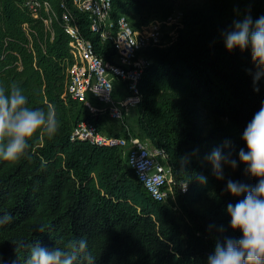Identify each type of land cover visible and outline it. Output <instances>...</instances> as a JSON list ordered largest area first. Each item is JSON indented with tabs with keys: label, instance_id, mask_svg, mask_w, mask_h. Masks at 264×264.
<instances>
[{
	"label": "trees",
	"instance_id": "obj_1",
	"mask_svg": "<svg viewBox=\"0 0 264 264\" xmlns=\"http://www.w3.org/2000/svg\"><path fill=\"white\" fill-rule=\"evenodd\" d=\"M50 1L62 15L61 1ZM112 2L114 17L144 18L135 23L138 28L150 14L164 20L174 12L173 0ZM67 8L96 52L114 59L115 49L90 29L86 14L70 1ZM249 11L253 19L264 15V0H210L184 8L168 41L145 51L151 62L140 80L143 99L131 134L163 149L175 181L187 183L185 192L176 189L175 209L152 198L123 148L71 139L73 127L83 120L106 133H125L105 130L102 122L110 118L92 114L68 94L71 37L64 29L56 24L51 38L20 0H0V86L16 84L30 107H53L59 122L53 137H34L20 159L0 160V215L12 216L0 226L2 264H25L37 243L51 249L80 239L87 241L96 264H207L220 235L210 225L223 226L225 236L242 238L241 231L231 229L226 211L242 197L226 191V185L229 179L258 183L238 153L247 151L243 131L264 102V78L255 91L250 50L229 52L220 34ZM26 22L32 35L23 28ZM225 142L239 166L225 165V179L218 180L206 157L216 148L227 152Z\"/></svg>",
	"mask_w": 264,
	"mask_h": 264
},
{
	"label": "built area",
	"instance_id": "obj_2",
	"mask_svg": "<svg viewBox=\"0 0 264 264\" xmlns=\"http://www.w3.org/2000/svg\"><path fill=\"white\" fill-rule=\"evenodd\" d=\"M60 1L64 9L62 15L50 0H20V5L35 20L43 23L51 38L56 24L71 37L72 62L67 67L66 81L68 94L89 107L92 114L106 115L128 128V117L143 99L139 84L151 62L145 51L149 46L163 42L162 25L174 26L181 21L182 12H173L164 20H155L150 28L136 29L127 14L113 16L112 0ZM69 1L74 9L86 14L90 29L99 35L101 42L109 43L115 49L114 59H104L96 52L93 42L81 34L75 16L67 8ZM23 28L28 35L34 33L27 22ZM90 98L97 99L101 105L93 106ZM127 128L123 135L106 133L96 123L83 120L73 127L70 137L97 146L126 148L128 164L157 201L165 202L174 187L185 192L187 183L178 184L173 179L166 152L155 148L148 139L132 135Z\"/></svg>",
	"mask_w": 264,
	"mask_h": 264
},
{
	"label": "clouds",
	"instance_id": "obj_3",
	"mask_svg": "<svg viewBox=\"0 0 264 264\" xmlns=\"http://www.w3.org/2000/svg\"><path fill=\"white\" fill-rule=\"evenodd\" d=\"M221 38L226 49L231 52L240 49L251 52L255 71L253 77L255 91H259V81L264 78V15L253 19L250 11L240 19H234L231 26L221 31ZM59 127L57 114L53 107L34 108L29 106L28 96L12 84L0 86V160L13 162L24 156L30 147V141L38 135L53 137ZM247 151L239 150V162L247 167V174L258 178L254 186L239 181L227 180L226 191L235 197H242L235 204L227 205V214L231 217L230 227L241 231L242 238L225 236L226 229L210 225L220 234L215 249L207 258V264H264V102L247 124L242 135ZM229 150L213 149L206 157L213 167L218 180H224V166L238 168V161L233 158L230 142H225ZM186 165L188 158H181ZM201 183H207V177L198 175ZM10 214L0 215V226L10 223ZM44 231V227L39 229ZM220 237H223L221 239ZM96 264L87 241L80 239L69 241L64 247L47 248L35 244L25 264ZM2 264V257H0ZM15 264V261H13Z\"/></svg>",
	"mask_w": 264,
	"mask_h": 264
},
{
	"label": "rangeland",
	"instance_id": "obj_4",
	"mask_svg": "<svg viewBox=\"0 0 264 264\" xmlns=\"http://www.w3.org/2000/svg\"><path fill=\"white\" fill-rule=\"evenodd\" d=\"M209 1L210 0H173L174 12H183L184 8H187V7H202L206 3H208ZM130 17H131V22L133 23V25L136 28H138V27L135 23L144 20V18H141L138 16H136V17L130 16ZM154 18L155 17H153L150 14L148 16L146 24L141 25L139 28H141V27H146V28L152 27L153 23L155 22ZM172 28H173V26H171V25H167V24L162 25V41L163 42L168 41V35L172 31ZM117 87H118V84H117ZM90 102L93 106H100L101 105V103L97 99H94V98H90ZM83 107L88 109L91 112V109L89 107H87L86 105H83ZM137 116H138V112L135 109L130 114V116L128 117V120H127L128 128L125 125L123 126L121 123H112L108 119L103 120L102 127L107 131H110V132L118 131V132L123 134V133H125L126 128L129 129L130 131H132L133 129L134 130L136 129ZM122 152H123L124 156H127V149L126 148L125 149L123 148ZM173 179H174V177H173ZM165 203H167L171 207H174L175 209H178V201H177V197H176V188L175 187L173 188V192H171L170 195L168 196V198L166 199ZM178 212L180 213L179 210H178Z\"/></svg>",
	"mask_w": 264,
	"mask_h": 264
},
{
	"label": "crops",
	"instance_id": "obj_5",
	"mask_svg": "<svg viewBox=\"0 0 264 264\" xmlns=\"http://www.w3.org/2000/svg\"><path fill=\"white\" fill-rule=\"evenodd\" d=\"M115 132H118V131H115Z\"/></svg>",
	"mask_w": 264,
	"mask_h": 264
}]
</instances>
